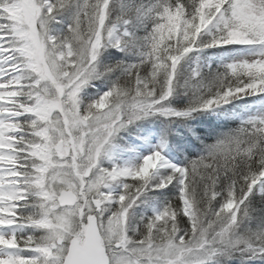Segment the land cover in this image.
Here are the masks:
<instances>
[{
    "label": "snow or ice",
    "instance_id": "1",
    "mask_svg": "<svg viewBox=\"0 0 264 264\" xmlns=\"http://www.w3.org/2000/svg\"><path fill=\"white\" fill-rule=\"evenodd\" d=\"M0 264H264V0H0Z\"/></svg>",
    "mask_w": 264,
    "mask_h": 264
}]
</instances>
